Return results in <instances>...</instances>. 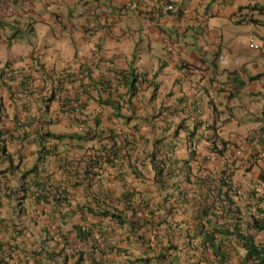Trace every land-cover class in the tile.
<instances>
[{
  "label": "crops",
  "instance_id": "1",
  "mask_svg": "<svg viewBox=\"0 0 264 264\" xmlns=\"http://www.w3.org/2000/svg\"><path fill=\"white\" fill-rule=\"evenodd\" d=\"M250 34L264 0H0V259L208 263L183 236L209 229L207 178L230 171L238 208L264 197ZM218 205V226L238 217Z\"/></svg>",
  "mask_w": 264,
  "mask_h": 264
},
{
  "label": "trees",
  "instance_id": "2",
  "mask_svg": "<svg viewBox=\"0 0 264 264\" xmlns=\"http://www.w3.org/2000/svg\"><path fill=\"white\" fill-rule=\"evenodd\" d=\"M48 136H52L48 134ZM61 137H57L60 139ZM216 153H219L218 151ZM45 154L43 149H40L37 155V160L35 166L22 175V179L24 176L29 175L34 172L37 168L38 164L42 163L45 160ZM91 165L97 166L98 159L95 157H91ZM106 161H109L106 159ZM224 172H220V176L223 175ZM163 174V170H158L157 176L161 177ZM96 173L92 174V177L95 176ZM210 176V175H209ZM207 198H205L202 206H201V216L207 218L206 225L209 227L208 230H204L203 226L201 230H196L190 235L187 232V236L189 241L199 240L200 251L205 255V252L210 251L212 257L214 259L218 258V264H225L228 259L229 254L226 252V248L224 244L231 245L235 243V245L242 249L243 251V264H264V206H259L255 209L257 213V218L250 216L249 221H239L237 220L235 223L230 224L229 226H218V222L216 221V209L219 207L218 204L223 202L226 203V210L228 213H239V210H232V205H234V201L232 197H230L229 193H231V186L219 179L218 182H215L212 178H207ZM212 185V186H211ZM212 187V188H211ZM225 187L226 191L224 192V198L221 196V188ZM214 192V193H213ZM213 193V195H212ZM58 203L61 201L56 199ZM186 203V202H185ZM248 207V205H246ZM199 211V209H198ZM99 215L109 216L111 219H115L118 224H123V221L120 220V216L118 214H110V212L102 211ZM213 217V220L211 219ZM198 220V215L196 217ZM90 230L85 228H75L76 236L83 243H87L90 238ZM263 236L262 240H257L256 235ZM189 243V242H188ZM191 244V242L189 243ZM202 249V250H201ZM85 252H78L77 258L74 264H82L84 261ZM49 257V255H47ZM210 261L207 256L205 259ZM64 264H66L67 257H64ZM0 264H8L0 259ZM59 264V263H56Z\"/></svg>",
  "mask_w": 264,
  "mask_h": 264
},
{
  "label": "clouds",
  "instance_id": "3",
  "mask_svg": "<svg viewBox=\"0 0 264 264\" xmlns=\"http://www.w3.org/2000/svg\"><path fill=\"white\" fill-rule=\"evenodd\" d=\"M168 11H170V10H173V8L171 7V6H167V8H166ZM250 37H255V38H260V39H264V37H261V36H257V35H255V34H250L248 37H247V42H246V44H247V47L250 49V50H252V51H254V52H258V53H263L264 54V52L263 51H260V50H256V49H253V48H251L250 47V45H249V43H248V40H249V38ZM51 135V134H50ZM47 137L48 138H53L54 136L52 135V136H48V134H47ZM79 139H81L82 137L81 136H77ZM55 139H57V137L55 138ZM91 148H93V146H91V147H88L86 150L87 151H89V150H91ZM40 149H42V148H40ZM39 149V150H40ZM86 151V152H87ZM39 152V151H38ZM216 153V152H215ZM38 155V154H37ZM107 162V161H106ZM96 168V167H95ZM96 175L94 176V177H96L97 175H98V173H99V171H97L96 170ZM222 172H224L223 173V175H219L220 176V179L221 180H223L224 182H226V183H228L229 185H230V174H231V172L230 171H228V170H224V171H222ZM260 179H261V181H263L264 180V177H259ZM222 188H224L225 189V191H226V188L225 187H222ZM256 204L255 205H253V207H251V206H244V207H240L239 206V208H241L242 210H243V212L238 208V207H236L235 206V203H234V205H232V210H235V209H237V210H239V213H237V214H235L234 212L235 211H232V213H228L227 212V214H231L232 216H234V215H237L238 217L234 220V221H232V222H229L228 220H225V222H223L222 223V225H220V227L221 226H223V225H225V226H229L230 224H232V223H235L237 220H239V221H249V219H250V216H253V217H256L257 218V213L255 212V209L257 208V207H259V206H264L263 205V203H264V197H259V198H257L256 199ZM253 208V213H249L250 212V209H252ZM197 211H198V209H197ZM249 213V214H248ZM211 219L213 220V217H211ZM185 234H186V236H187V233H184L183 234V236H184V238H185ZM190 235H192V234H190ZM163 236V235H162ZM258 236H259V233H257V235H256V238H258ZM161 238H163V237H161ZM187 238V240H188V237H186ZM185 240V239H184ZM187 240H185V243H190L191 242V244H193L192 243V241H194V240H192V241H187ZM197 241V245L195 246L194 244H193V248H191V251H194V250H196V253L199 255V257L197 258V259H199V258H201L200 256L202 255V258L203 259H205V256H207L208 258H209V260H214V262H211V261H207L208 263H206V264H218V258L217 259H214V257H212V255H211V252L209 251V253H208V255L207 254H205V255H203L202 253H201V255H200V249L198 248V246H199V240L197 239V240H195V242ZM224 247L226 248V252L229 254V256H230V254H231V252L232 251H240V253L242 252V254H240L241 255V259L243 258V251H242V249H240V248H238L236 245H235V243H232L231 245H227V244H224ZM77 255H78V252H75V260H76V258H77ZM229 256H228V259H227V261L225 262V264H227L228 263V261L230 260L229 259ZM67 257V256H66ZM192 259H194V258H192ZM64 262H65V260L63 259V262H62V264H64ZM67 262H68V260L66 261V264H67ZM84 262V261H83ZM83 262H82V264H83ZM194 263H195V261H193ZM203 263H205V262H203ZM59 264H61V263H59ZM197 264H199V261H197Z\"/></svg>",
  "mask_w": 264,
  "mask_h": 264
},
{
  "label": "rangeland",
  "instance_id": "4",
  "mask_svg": "<svg viewBox=\"0 0 264 264\" xmlns=\"http://www.w3.org/2000/svg\"><path fill=\"white\" fill-rule=\"evenodd\" d=\"M88 146H91V145H88ZM85 151H87L86 149H85ZM242 206V205H241ZM185 240H187V238H186V234H185V238H184ZM263 239V236L262 235H259L258 236V238H257V240H262ZM188 241V240H187ZM192 243L196 246L197 245V241L195 242V240L194 241H192ZM240 254H242V252L240 253V251H232L231 252V254H230V256H229V261H228V263L227 264H243L242 263V259H241V255ZM186 256H188L189 257V259L190 258H194V259H197L198 257H199V255L196 253V250H194V251H192V252H190V253H186L185 254ZM189 264H197V263H189Z\"/></svg>",
  "mask_w": 264,
  "mask_h": 264
},
{
  "label": "built area",
  "instance_id": "5",
  "mask_svg": "<svg viewBox=\"0 0 264 264\" xmlns=\"http://www.w3.org/2000/svg\"><path fill=\"white\" fill-rule=\"evenodd\" d=\"M248 43L251 48L264 52V39L250 37Z\"/></svg>",
  "mask_w": 264,
  "mask_h": 264
}]
</instances>
